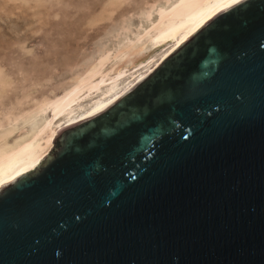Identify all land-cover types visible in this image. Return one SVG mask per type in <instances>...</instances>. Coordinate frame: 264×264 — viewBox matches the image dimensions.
<instances>
[{
	"label": "water",
	"instance_id": "1",
	"mask_svg": "<svg viewBox=\"0 0 264 264\" xmlns=\"http://www.w3.org/2000/svg\"><path fill=\"white\" fill-rule=\"evenodd\" d=\"M170 54L1 185L0 264H264V0Z\"/></svg>",
	"mask_w": 264,
	"mask_h": 264
},
{
	"label": "bare ground",
	"instance_id": "2",
	"mask_svg": "<svg viewBox=\"0 0 264 264\" xmlns=\"http://www.w3.org/2000/svg\"><path fill=\"white\" fill-rule=\"evenodd\" d=\"M114 1L117 0L110 5L114 6ZM236 3V0H158L149 4L140 12L145 24H137L136 31L126 25L117 27L121 31L117 33V41L110 47L100 46L96 52L93 48L95 55L83 65L80 61L75 63L70 77L56 89L50 90L43 85L40 93L34 94L40 81L32 79L29 86L22 89V96L9 100L7 105L3 104V98L11 89L13 80L4 76L0 68V189L6 181H12L17 170L23 173L34 170L53 147L57 130L105 109L147 76L209 18ZM163 46L165 48L157 52L150 51ZM42 80L50 82L52 77L46 76ZM86 97L89 99L83 102Z\"/></svg>",
	"mask_w": 264,
	"mask_h": 264
},
{
	"label": "rangeland",
	"instance_id": "3",
	"mask_svg": "<svg viewBox=\"0 0 264 264\" xmlns=\"http://www.w3.org/2000/svg\"><path fill=\"white\" fill-rule=\"evenodd\" d=\"M4 1L0 0V68L4 76L13 80L11 89L3 98V104L7 105L9 100L22 96V89L29 86L32 79L40 81L34 94H39L43 85L50 90L56 89L70 77L75 63L80 61L83 65L100 46L110 47L117 41V33H121L117 27L126 25L136 31L137 24H145L141 10L158 0H117L114 6L110 5L113 0H20V4L19 0H6L7 5ZM32 4H39L37 8L41 10ZM14 66L21 68L15 69ZM46 76L52 80H42Z\"/></svg>",
	"mask_w": 264,
	"mask_h": 264
},
{
	"label": "snow or ice",
	"instance_id": "4",
	"mask_svg": "<svg viewBox=\"0 0 264 264\" xmlns=\"http://www.w3.org/2000/svg\"><path fill=\"white\" fill-rule=\"evenodd\" d=\"M236 2H239V0H236ZM230 6H231V5H228V7H230ZM213 11H215V10H213ZM201 22H203V18H201ZM192 31H194V29H193V30H190V33H191ZM185 38H186V37H185ZM178 47H179V45H178ZM173 51H175V49H173ZM169 55H171V54H169ZM181 55H183V53H181ZM158 67H159V66H158ZM142 79H143V77H142ZM149 154H151V153H149ZM25 171H27V169H25ZM23 175H24L23 172H20L19 170H17L16 173H15V175L12 176V180H16L17 177H23ZM6 183H11V182H10V181H6Z\"/></svg>",
	"mask_w": 264,
	"mask_h": 264
}]
</instances>
